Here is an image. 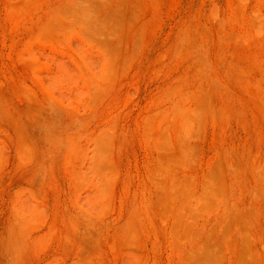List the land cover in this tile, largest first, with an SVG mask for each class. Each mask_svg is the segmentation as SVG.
I'll return each instance as SVG.
<instances>
[{"label":"rangeland","instance_id":"obj_1","mask_svg":"<svg viewBox=\"0 0 264 264\" xmlns=\"http://www.w3.org/2000/svg\"><path fill=\"white\" fill-rule=\"evenodd\" d=\"M0 264H264V0H0Z\"/></svg>","mask_w":264,"mask_h":264}]
</instances>
